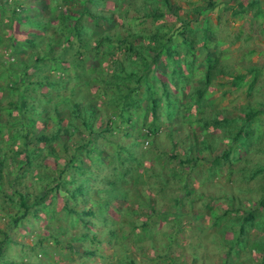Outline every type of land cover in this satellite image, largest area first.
I'll list each match as a JSON object with an SVG mask.
<instances>
[{"label":"rangeland","instance_id":"374dc122","mask_svg":"<svg viewBox=\"0 0 264 264\" xmlns=\"http://www.w3.org/2000/svg\"><path fill=\"white\" fill-rule=\"evenodd\" d=\"M0 2L16 7L14 15L0 10V61L16 44V50L24 51L16 53L14 70L25 76L14 81L0 62V264H261L264 0H170L171 13L161 3L144 13L142 5L148 4L133 0L129 26L84 16L81 22L92 33L88 52L81 68L75 58L64 56L63 71L52 63L34 62L40 53L47 54L43 45L29 53L43 37H54L57 45L72 39L79 13L70 19L61 16L71 8L79 10V1ZM96 5L88 7L95 11ZM33 6L39 7L32 18L36 25L17 22L21 14L31 17ZM156 8L164 17L155 18ZM128 33L132 47L143 49L156 35L165 50L176 49L175 58H192L194 63L186 68L182 64V74L171 76L172 64L162 53L156 58L158 68L155 61L148 81L142 79L146 84L125 100L119 80L122 87L131 82L123 81L124 74L111 64L124 57L126 45L105 56L104 43L100 60L92 50L97 37L119 40ZM185 41L191 43L190 53ZM147 55L154 57L152 52ZM207 56L216 60L218 71L203 102L194 103L191 92L204 86ZM80 96L97 106L93 126L108 129L88 145L89 158L76 155L74 165L66 167L69 158H46L52 153L44 151L39 138L44 125L47 134L56 129V113L66 101ZM248 112L253 117L246 127L249 141L242 148L234 144L233 135ZM86 142L84 137L81 143ZM61 146L58 139L57 152ZM38 147V160H26L25 149ZM205 147L210 150L202 152ZM230 148L228 162L210 164ZM118 157L131 171L118 172ZM97 158L104 165L92 168ZM127 158L140 165L125 163ZM115 172H121L117 179ZM59 176L65 182L60 180L56 188Z\"/></svg>","mask_w":264,"mask_h":264},{"label":"trees","instance_id":"16d2710c","mask_svg":"<svg viewBox=\"0 0 264 264\" xmlns=\"http://www.w3.org/2000/svg\"><path fill=\"white\" fill-rule=\"evenodd\" d=\"M72 2H74L75 4H77V2H75V0H71ZM81 8L72 10V8L67 11L63 16H61V20L63 19H70L71 15H74L73 13L78 12L79 15L77 17H75V22H74V32L73 37L76 38V41H73V37H71L72 39L64 44H60L57 45L56 41L54 40V37H43V39H41V41L39 43L33 42V49L30 51L29 54L35 53L33 50L35 47L40 45H43V47H46V49H48L47 54L46 53H40L38 57H36L34 59L35 63H39V64H43L45 62L48 63H52V65L56 66V70H64V67L60 64L62 63L61 59L64 58V56H68L70 55L71 57L75 58L76 61L78 62V67L81 68V61H83L85 59V55L88 52V48L87 45L89 44V39L92 38L90 36H92L91 31L88 30V28H84L83 23L81 21H83V17L85 16L86 18H88V20H94V19H98L99 21H103L104 23H112L114 21H118V24H124V25H131L132 21L128 20L129 17V11L128 9L124 8L125 5L129 4L130 2H132L133 0H114V4H115V8L114 11H110V10H97V11H93L90 7H88V5H92L95 1H97V5L99 6L101 5L98 1L99 0H78ZM145 3H148V7L143 6L141 8L142 11H154L151 8L155 7L156 5H158L159 3H161V6H164L166 8H168L169 12H174L171 8L170 5V0H143ZM150 1V2H149ZM162 1V2H160ZM150 3L152 4L150 6ZM87 4V5H86ZM252 5H257V1L252 2ZM250 4V5H251ZM209 5H212V3H209ZM45 7H47V4H44ZM39 7H32L31 11H32V16L29 17L27 14H21L20 17H22L21 19H18V22L20 21L21 23H24L25 25L28 26H34L36 25V23L33 21L32 18H34L36 15L39 14ZM44 9V7H42ZM0 10L2 11V13L5 12H11L14 15V12H16V7H10V6H6L4 5L2 2H0ZM71 11V12H70ZM73 11V12H72ZM76 11V12H75ZM155 11L157 12V14L155 15V18H161L164 17V13L162 11V9L156 8ZM39 25V24H38ZM113 25H117L116 22L113 23ZM188 25V23L186 24ZM40 26V25H39ZM99 26L98 24H96L95 28L96 30H99ZM88 30V31H87ZM87 31V32H86ZM100 32V31H97ZM58 35H61L62 32L60 30H57ZM104 33V31L102 30L101 34L102 35ZM99 35V36H100ZM131 35L128 33V36L122 37L119 40H112L110 37L108 36H104V37H97L95 39V46L93 47V50H95V54H97L96 58L99 57V60L101 59L100 56L98 54H101V45H103L105 43V47H106V51L104 52L105 56L106 54H113V49L118 48L119 50H121L122 48H124L123 43L126 45L124 53L122 55H124V57L118 61H116L115 63L113 62L111 64V67L113 69H115V67L117 69H119V71H122L124 76H123V81H130L131 84L126 85L127 87H122V81L119 80V86H121V88H124V90L126 91L125 94V100L130 99L131 96L133 94H135L137 92V90L141 87H143L144 84H146L145 81H143L142 79L148 81L149 79V68L151 69L153 66H155V61H156V65L158 68V63L156 58H159V56L162 53H165L166 58L168 59V63L172 64V68L170 70V75H175V74H179L181 75L182 73L179 72L180 67L182 64H184V67L186 68L187 64L193 65L194 63V59L191 58V60L187 59L186 57H184V59H180V57L175 58L176 55V49H171V48H167L165 50L164 47H161L164 43H161V40L155 35L152 36L149 42H152V44H148V45H142L141 47L143 49H138L135 47H132V45L128 42V39ZM62 37V36H61ZM59 40V38H58ZM25 44H30L32 40L30 39H25ZM60 41V40H59ZM105 41V42H104ZM202 42V46L204 47V44L206 43V40H201ZM186 46H187V53H190V48H191V43L188 41H185ZM16 46V44H15ZM12 47L13 50H11V52L7 55H9L10 57L8 58H16L18 57L16 53H21L24 50H16L18 47ZM207 48V47H206ZM139 52L141 54H139ZM148 52H152L154 54V57H149L147 55ZM53 54V55H52ZM179 54V53H178ZM92 57L94 58V55H92ZM139 58V59H138ZM2 63V66H4V71L7 74H10L11 78L14 81H18L20 79L19 75H21L19 72H17L16 70H14V65H16L17 63L10 61L9 59H6L5 61L1 60L0 61ZM95 62L94 65H97L98 62ZM204 62H206L204 64V71H203V79L205 81L204 86L202 87H197L194 90H192L191 95H193V100L194 103L195 101L197 103L203 102V99L205 97V93H207V88H208V83L211 80V77L217 73V62L216 60H213L210 56H207V60H205ZM15 63V64H14ZM134 64H138V70H136V67ZM167 66H164V68H166ZM76 68V66H75ZM153 69V68H152ZM156 70V69H154ZM159 71H155L154 73L155 76L159 79V75H158ZM22 77H25L23 74L21 75ZM115 76V75H114ZM117 78V76H115ZM252 82H250V86H251ZM78 87H83V86H78ZM137 87V88H136ZM133 97V96H132ZM169 97V96H168ZM167 98V102L172 101L173 99H169ZM21 99V96H20ZM65 100H62V102ZM153 105L151 107L152 111L155 112V101L152 100ZM23 103V102H22ZM61 113V114H60ZM70 113V122L71 124L68 126L69 128H65V129H61V128H57L55 129L51 135H41L40 136V142L43 144V149L44 147L47 148V150L52 153V156H54L57 161L58 159H68L67 163L65 164L66 167L69 166V164L71 165V167L74 165L75 159H76V155H80V154H84V155H88L90 153V148H88V145H93V135H95V132L93 129H91V125L93 124L94 120L96 119V117L98 116V109L96 107H94L91 104H85V105H81L80 103H77L76 101L70 102V101H66V103L64 104L63 108L60 109L59 111H57L56 113V117H57V121L61 120L63 116H68V114ZM253 117V113H247L245 116V120H244V124L243 126L233 135V142L235 145H238L239 147L242 148H246V144L244 143L245 141H247V138L249 136V134L246 132V127L247 124L249 122V120ZM129 119L125 120V122L129 123ZM77 122H79L82 125H87L86 129L84 128L81 132L78 130V128L76 126H74L75 124H78ZM227 122V121H226ZM218 124V123H217ZM79 125V124H78ZM78 131L80 134L78 136V138H76L75 132ZM58 133H65L66 135V140L67 141H72V143L69 145L68 143L61 141L62 143V150H60L59 152L56 151V146L55 143H58ZM87 137L88 142H86L85 144H82L81 141L83 140L84 137ZM249 141V140H248ZM247 141V142H248ZM209 148H204L201 151L202 152H207L209 151ZM44 151H46L44 149ZM3 152V149L0 146V153ZM25 152H28L27 154L24 153L26 160H30L31 158H39L40 154L42 153V149L40 147H38L37 149H29L26 148ZM232 149L230 148L228 151L225 152V150L218 155L217 157H215L214 159H212L210 161V164L219 167L220 163H224V162H228L230 155H231ZM12 153H16L15 151H11L10 154ZM20 154V153H19ZM221 157V158H220ZM87 158H89L87 156ZM105 159V158H104ZM131 159V160H129ZM118 162L116 163V166L121 165V169L118 170V172L120 170H124V171H131V168L126 165L123 166L122 165V158L120 159L119 157L117 158ZM104 160H102L101 158H97L94 159L92 161V168L95 166H103L104 165ZM125 163L130 164L132 161V158H127L124 159ZM133 164H136V166H139L140 164L138 163V161H132ZM181 163L183 162L182 160L180 161ZM0 167H2V164H0ZM5 168V166H3ZM116 171V170H115ZM89 172V178L92 177L93 175V170L90 168L88 170ZM115 172L113 177H115V179H117L121 172L118 173ZM212 173V172H210ZM96 177V176H95ZM88 178V180H89ZM62 180V182H65L64 179L61 178V176L58 177L57 179V184H56V188H58V182ZM79 191V189H78ZM80 192V191H79ZM261 206H264V201H261ZM20 204L21 206L27 210V205H26V201L22 198L20 200ZM240 232H242V228L240 227ZM239 245V244H238ZM241 245V244H240ZM256 248L259 249V244H257ZM263 248V247H262ZM263 250V249H262ZM261 250V251H262ZM0 254H1V250H0ZM264 264V254H263V258H262V263Z\"/></svg>","mask_w":264,"mask_h":264},{"label":"clouds","instance_id":"9594fccd","mask_svg":"<svg viewBox=\"0 0 264 264\" xmlns=\"http://www.w3.org/2000/svg\"><path fill=\"white\" fill-rule=\"evenodd\" d=\"M101 5H99V6H97L96 7V9H95V11H97V10H101V11H103V10H110V11H114V8H115V4H114V0H111V1H109V0H106L104 3L102 2V0H99L98 1ZM144 2V1H143ZM150 2V1H149ZM132 2H130L129 4H127V5H125L124 6V8H126V9H128V11L130 12V6L132 5L131 4ZM146 4H148V3H146ZM149 5V4H148ZM152 4L150 3V6H151ZM112 6V7H111ZM142 6H144V5H142ZM145 7H148V6H145ZM142 11V10H141ZM144 13H147L146 11H143ZM18 22V21H17ZM19 24V23H18ZM6 56H8L9 57V55H6ZM7 59H9L10 61H12V62H15V60H14V57L13 58H7ZM122 72V71H121ZM123 73V72H122ZM157 78V77H156ZM160 78V77H159ZM157 80H158V78H157ZM18 85H20L21 86V83H19ZM80 85V84H79ZM21 88V87H20ZM83 100H85V102L83 101ZM77 103H84V105L85 104H91V105H93L94 107H96L97 108V106L96 105H94V104H92V103H90L89 101H88V99H87V97H84V96H80L77 100H75ZM81 105H83V104H81ZM64 117V116H63ZM62 118V117H61ZM71 118H70V113L68 114V116H66L65 115V118H63V119H61V120H59V121H57V117L55 116V120L57 121V123H56V129L57 128H61V129H65V128H69L68 126L71 124V122L69 121ZM63 120V121H62ZM66 122L65 123V125H63V122ZM78 124H75L74 126H76L77 128H78V130L81 132L84 128L86 129V126L87 125H82V124H80L79 122H77ZM47 128V126H45L44 125V128H43V134L42 135H51L52 133H48L47 134V132H45V129ZM91 129H93L94 130V132H95V135H93V138H95V137H97L98 135H100L101 133H104V132H106V129H108V128H103V126L102 127H99V128H95L94 126H93V124L91 125ZM79 132L78 131H76L75 132V135H76V138H78V136H79ZM67 135V134H66ZM66 135H65V133H58V139H61V141H65L66 143H68L69 145L72 143V141H67L66 140ZM86 137V136H85ZM40 139V138H39ZM41 145L43 146V144L41 143ZM57 145V143H55V146ZM104 151H102L101 152V156H103L104 155ZM46 158H52L53 160H54V156H52V157H47L46 156ZM54 161H56V160H54Z\"/></svg>","mask_w":264,"mask_h":264}]
</instances>
